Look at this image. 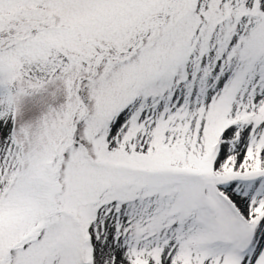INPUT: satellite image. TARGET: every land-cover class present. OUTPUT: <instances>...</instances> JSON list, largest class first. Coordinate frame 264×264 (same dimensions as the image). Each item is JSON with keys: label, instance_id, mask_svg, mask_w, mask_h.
I'll return each mask as SVG.
<instances>
[{"label": "snow or ice", "instance_id": "6c2138e0", "mask_svg": "<svg viewBox=\"0 0 264 264\" xmlns=\"http://www.w3.org/2000/svg\"><path fill=\"white\" fill-rule=\"evenodd\" d=\"M0 264H264V0H0Z\"/></svg>", "mask_w": 264, "mask_h": 264}]
</instances>
